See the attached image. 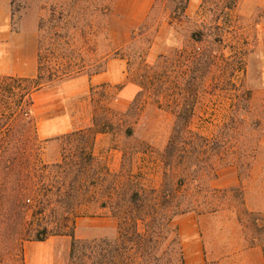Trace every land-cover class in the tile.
<instances>
[{
    "label": "rangeland",
    "instance_id": "1",
    "mask_svg": "<svg viewBox=\"0 0 264 264\" xmlns=\"http://www.w3.org/2000/svg\"><path fill=\"white\" fill-rule=\"evenodd\" d=\"M116 2L22 0L19 11L26 8L28 20L42 25L38 36L45 42L43 73L56 83L39 87L31 81L36 76L27 81L0 74V143L11 142L33 159L39 152L48 165L42 170L45 190L64 181L68 163H74L70 170L77 173L81 153L86 157L92 151L84 204L77 210L75 233L80 239L115 238L118 218L91 197L97 195L102 202L120 171L121 182L140 172L147 188L160 187L165 180L169 187L182 185L183 201L192 208L187 213L201 216L205 264H257L256 250L264 254V65L250 59L264 33V0H203L197 10L189 0H158L148 20L128 34L124 29L130 27L131 17L120 20ZM81 73L122 77L94 85L91 100L84 98L93 110L91 126L82 129L84 136L41 137L35 112L43 115L41 110L51 106L56 113L55 106L63 103V81L57 80ZM124 83L138 88L129 104L119 100ZM46 88L55 90L56 97ZM177 124L189 125L185 143L177 144L188 157L185 173L182 167H165L161 159L173 134L177 136ZM98 133L106 137L97 143ZM58 163L62 168L54 166ZM24 167L32 173L38 170L32 163ZM66 189L63 186V192ZM58 204L59 215L51 218L62 221L65 204ZM35 208L32 201L22 224L25 232ZM9 225L19 228L16 220ZM49 238L31 247L30 262L38 264L55 249L68 264L64 248L69 243L63 237ZM18 248L17 242L0 244V264H21ZM25 259L27 264L26 253Z\"/></svg>",
    "mask_w": 264,
    "mask_h": 264
},
{
    "label": "trees",
    "instance_id": "2",
    "mask_svg": "<svg viewBox=\"0 0 264 264\" xmlns=\"http://www.w3.org/2000/svg\"><path fill=\"white\" fill-rule=\"evenodd\" d=\"M40 29L42 31V25ZM44 50L45 42L40 37L39 70L36 78L31 80L39 87L56 83L53 76H44ZM70 76H65L57 82H62ZM28 79L26 78L30 81ZM34 129L36 130V125ZM188 129V124L175 126L177 136L173 134L161 158L165 167L171 170L182 167L183 173L188 171V165L185 166L188 158L185 148L184 146L181 150L177 148L178 142L185 143ZM82 133L84 136L85 132L78 130L69 133L68 136L82 135ZM199 138L204 142L207 141L202 136ZM178 150L179 158L175 154ZM26 152L27 150L16 148L11 142L0 143V244L10 245L17 242L21 264H26L27 241H45L50 236L62 235L72 238L68 264H185L176 218L192 208L183 201L186 196L180 192L181 183H179L181 186L169 187L165 180L160 187L147 188L142 184L140 172L130 173L128 180L121 182L119 176L123 172L120 171L119 174L113 175L114 179L106 187L108 196L102 202L97 195L91 197L94 201L100 200V208L108 210L109 214L118 218L117 235L115 238L80 239L75 233L76 220L79 217L77 210L84 204L86 168L93 164L94 154L91 151L85 157V154L81 153L82 165L78 172L74 173L73 169L70 170L74 167L73 162L68 163L69 172H66L64 181L58 186L60 182L55 180L57 186L45 190L41 185L44 179L42 170L48 165L43 163L39 152L34 159L31 158V154L26 156ZM31 163L38 167L34 173L24 167L26 164L28 167ZM54 166L62 168L61 163ZM109 174L112 175L111 172ZM179 180L182 183L184 181L183 178ZM63 186H67L64 192ZM54 196H57L56 200L53 199ZM32 201L36 208L30 228L25 232L22 224ZM58 203L65 204L61 206L64 207V212L60 214L62 221L51 218L54 216L56 219L59 215ZM13 220H16L19 226L14 230L9 225ZM4 224L9 226L5 227ZM51 224H53L52 228H50Z\"/></svg>",
    "mask_w": 264,
    "mask_h": 264
},
{
    "label": "crops",
    "instance_id": "3",
    "mask_svg": "<svg viewBox=\"0 0 264 264\" xmlns=\"http://www.w3.org/2000/svg\"><path fill=\"white\" fill-rule=\"evenodd\" d=\"M19 1H21L19 3ZM203 0H189L193 10H197ZM158 0H117L114 5L115 12L119 19L131 17L130 27L125 28L124 32H132L135 28L143 25L149 18L151 11ZM22 0H0V74L13 77H33L37 76L39 70V33L40 25L34 20H28L26 8L19 11ZM124 22L120 21V25ZM262 60L264 65V33L261 36L260 44L250 60ZM119 75V74H118ZM119 78H109L96 73L91 77L81 73L79 76L62 82L61 95L63 101L59 104L56 113H51V106H46L41 110L43 115L35 112L37 130L41 137L45 139H55L59 136L82 130L91 126L93 119V110L89 105L91 88L103 82H117ZM121 81V80H120ZM42 91V90H40ZM39 91V92H40ZM49 96L56 97V91L46 88ZM138 94L137 85L133 83H124L119 90V100L123 104H129ZM87 97L89 100L84 99ZM36 101V100H35ZM74 102V103H73ZM35 105V104H34ZM48 113L45 115V113ZM106 133H98L96 142L105 139ZM109 152H112L110 149ZM110 157V156H109ZM110 166V159L108 160ZM255 210L262 208L254 205ZM105 210V209H104ZM78 218V217H77ZM100 218V217H99ZM106 219L105 217H101ZM201 216L192 213H185L177 218V225L181 237L183 251L185 255V264H205L206 240L200 222ZM77 223V222H76ZM66 244V236H58ZM51 238L45 241H30L25 245L27 264H32L28 258V253L34 245H44ZM60 241V240H57ZM37 243V244H35ZM50 243V242H49ZM71 243L64 248L65 257H70ZM259 258L257 264H264V254L261 249H257ZM47 258V259H46ZM39 259L38 264H63V260L55 249L49 251L48 256ZM66 260V259H65ZM36 264V262H35Z\"/></svg>",
    "mask_w": 264,
    "mask_h": 264
}]
</instances>
